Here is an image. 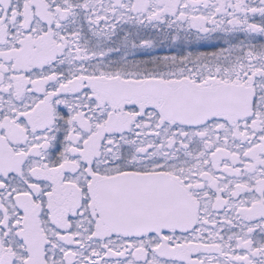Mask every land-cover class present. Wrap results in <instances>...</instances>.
Instances as JSON below:
<instances>
[{
	"label": "snow or ice",
	"instance_id": "obj_1",
	"mask_svg": "<svg viewBox=\"0 0 264 264\" xmlns=\"http://www.w3.org/2000/svg\"><path fill=\"white\" fill-rule=\"evenodd\" d=\"M0 264H264V0H0Z\"/></svg>",
	"mask_w": 264,
	"mask_h": 264
}]
</instances>
